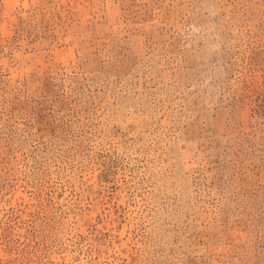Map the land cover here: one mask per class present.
<instances>
[{"label": "rangeland", "instance_id": "rangeland-1", "mask_svg": "<svg viewBox=\"0 0 264 264\" xmlns=\"http://www.w3.org/2000/svg\"><path fill=\"white\" fill-rule=\"evenodd\" d=\"M0 264H264V0H0Z\"/></svg>", "mask_w": 264, "mask_h": 264}]
</instances>
